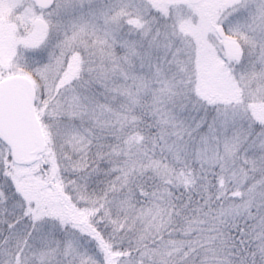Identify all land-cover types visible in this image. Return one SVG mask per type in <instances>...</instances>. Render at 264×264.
<instances>
[{
    "label": "snow or ice",
    "instance_id": "snow-or-ice-1",
    "mask_svg": "<svg viewBox=\"0 0 264 264\" xmlns=\"http://www.w3.org/2000/svg\"><path fill=\"white\" fill-rule=\"evenodd\" d=\"M0 264H264V0H0Z\"/></svg>",
    "mask_w": 264,
    "mask_h": 264
}]
</instances>
